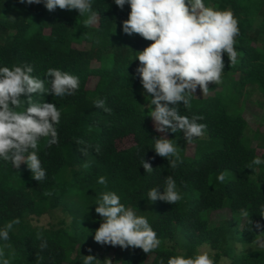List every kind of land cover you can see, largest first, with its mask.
<instances>
[{"label": "trees", "instance_id": "obj_1", "mask_svg": "<svg viewBox=\"0 0 264 264\" xmlns=\"http://www.w3.org/2000/svg\"><path fill=\"white\" fill-rule=\"evenodd\" d=\"M203 3L231 10L238 20L237 61L230 64L225 53L220 85L209 84L207 94L197 88L187 109L183 102L176 105L181 115L203 116L198 122L207 125L211 143L220 140L221 146L205 149L198 156L182 155L172 169L167 158L155 153L154 139L165 136L178 144L183 131L160 133L148 116L150 109L145 106L152 97L143 89L136 58L152 41L123 32V21L131 10L128 3L121 9L114 0H92L98 21L85 27L87 14L81 16L77 10L50 12L44 0L39 4L0 0V67L31 66V75L44 79L46 87L52 79L46 77L49 68L80 81L71 96H32L34 102L55 104L61 113L55 126L59 142L50 147L47 138L38 142V156L46 170L43 181L34 180L26 164L16 169L10 161L0 159V229L20 220L9 231V240H0V248L10 245L3 249L10 264H83L87 255L96 257L93 264H106L105 255L111 250L115 252L112 264H160L162 258L167 264L169 257H191L205 244L219 261L231 255L235 223L223 220L210 226L204 215L226 203L235 214L241 215V209L249 213L242 225V242L253 243L264 235L260 215L264 163L248 168L255 157L264 161V125L254 132L256 145H252L244 116V103L256 92L262 98L257 106L264 109V0ZM21 99L20 110H26L28 104ZM96 100H103L104 107H96ZM126 140L131 144L121 147ZM143 159L153 172H145ZM226 171H232L233 178L220 182L219 174ZM169 175L182 199L175 204L151 203L148 191L159 187L163 192ZM101 176L106 184L98 183ZM210 181L217 183L215 189ZM107 192L116 193L121 204L148 220L161 241L158 249L146 254L140 248L101 245L94 240L95 230L103 222L95 208ZM48 215V226L34 225V218ZM43 243L46 247L41 248ZM231 264H264V249L243 253Z\"/></svg>", "mask_w": 264, "mask_h": 264}, {"label": "clouds", "instance_id": "obj_2", "mask_svg": "<svg viewBox=\"0 0 264 264\" xmlns=\"http://www.w3.org/2000/svg\"><path fill=\"white\" fill-rule=\"evenodd\" d=\"M21 3L39 4L41 0H20ZM123 9L130 5L127 20L123 21V32L133 33L152 43L143 51L138 52L136 59L140 62L137 73L141 78L143 89L151 95L150 103L145 107L150 109L148 116L153 120L156 131L172 133L183 131L187 142L194 137L204 135L206 124L199 123L204 117L193 115L191 118L181 115L178 107L183 102L184 107H190L192 94L197 88L207 94L209 84H220L225 64L223 55L226 53L230 64L237 61L235 38L239 35L238 20L231 10H217L205 6L203 0H114ZM47 10H77L79 15L87 14L83 21L85 27L98 21L97 12L92 10V0H44ZM31 66L0 67V159L11 162L16 169L26 164L32 173V178L38 182L46 178V170L42 168L38 156V142L47 138L48 146L59 142L55 127L60 122L61 113L56 105L47 102H34V94H54L55 97L71 96L79 89V77L49 68L46 77H51L50 87L45 86V80L33 77ZM22 97L28 106L22 108ZM163 102V103H162ZM103 100H96V107H104ZM152 105H155L154 110ZM169 105H173L170 107ZM154 151L160 157L167 158L170 168L176 169L180 154L171 139L161 136L154 139ZM83 143V141H77ZM83 151H87L84 149ZM97 151L99 149L97 148ZM264 163L259 157L253 158L252 165ZM146 173L153 172L150 163L142 160ZM218 180L223 182L225 174L221 173ZM99 184H106L105 177L98 179ZM148 199L175 204L182 199L181 193L172 176L165 177L163 192L159 187L148 191ZM95 212L103 218L95 230L94 240L101 244L120 246L121 248H140L148 254L160 247L161 241L152 229L148 220L137 216L132 208H126L120 203V197L114 192L102 194ZM241 215L248 217L249 213L241 209ZM264 217V205L260 208ZM19 218L7 223L0 229V240H9V231L19 224ZM260 227L259 224L256 225ZM259 248H264V238L253 241ZM5 243L0 248V261L10 264L4 258ZM46 243L41 244V248ZM91 252V249H89ZM214 253L199 251L193 256L175 255L167 259V264H215ZM223 259V258H222ZM96 257L84 256L83 264H93ZM106 264H112L106 260ZM160 264H164L163 258Z\"/></svg>", "mask_w": 264, "mask_h": 264}, {"label": "rangeland", "instance_id": "obj_3", "mask_svg": "<svg viewBox=\"0 0 264 264\" xmlns=\"http://www.w3.org/2000/svg\"><path fill=\"white\" fill-rule=\"evenodd\" d=\"M94 81H91V86L94 85ZM220 84H217L219 86ZM262 101V98L259 93H254L251 95V98H249L244 103V116L249 122L250 128L246 132V136L252 140V145H256V143L253 141L254 132L259 128V126L264 125V109L261 110L257 104ZM262 128V132L264 133V127ZM180 139L177 140L178 144H174L178 148L180 156L187 155V156H198L199 152L211 148V147H220L221 141L216 140L213 142V144L210 141V138L208 134L205 132L203 136L201 137H194L193 140L189 143L186 140L184 133H180ZM182 138V140H181ZM185 141V142H184ZM131 144L130 140H126L120 144L121 147H127ZM225 180L223 182H226L233 178L234 174L232 171H226L225 173ZM211 188L215 189L217 187V183L214 181H210ZM197 193H195V196ZM204 219L207 220L210 226H215L218 223L222 222L223 220H228L233 223H235V237L232 243V246L230 248V257H226L223 259H220L219 261H215V258L213 256V259L215 261V264H231L233 259L240 257L241 254L252 252L256 250H261L264 248L257 247L254 243H244L241 241V234H242V225L244 222L245 217L241 216L240 214H235L229 210L228 203L220 209V210H213L208 211L204 215ZM51 222V217L44 216L42 218H34L33 223L36 226H48ZM260 238H264V235L259 236ZM184 236L180 237V242L184 243ZM164 245H170L169 242H165ZM199 251H210L211 253H214L209 245H203L198 249ZM104 253V252H103ZM106 260H112L115 257L114 250L109 251L106 255Z\"/></svg>", "mask_w": 264, "mask_h": 264}]
</instances>
